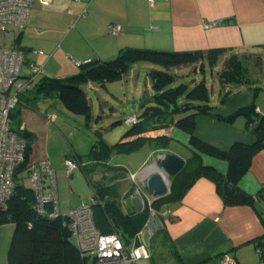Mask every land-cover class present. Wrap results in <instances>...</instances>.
I'll return each instance as SVG.
<instances>
[{"label": "crops", "instance_id": "1", "mask_svg": "<svg viewBox=\"0 0 264 264\" xmlns=\"http://www.w3.org/2000/svg\"><path fill=\"white\" fill-rule=\"evenodd\" d=\"M115 21L122 25L116 36L108 29V24ZM210 21L217 24L204 27ZM4 44L24 52L21 77L28 76L30 65L34 64L41 69L39 79L69 76L77 72V61L113 59L127 47L204 54L200 73L209 64L211 71H216L213 78L217 77L218 81L217 94H212L205 83L209 91V113H196V110L175 113L168 127L122 137L121 142L140 136L168 138L165 148L149 141L129 153L114 151L108 163L123 166L130 174H137L153 156L172 153L186 163L196 153L204 165L225 175L227 160L199 150L191 143V137L222 151H229L235 142L257 143L248 116L238 111L255 103V112L264 113V88L260 89L264 87V0H153L152 3L149 0H34L24 27L8 25ZM214 48H220L222 53L210 64L205 55ZM231 55L243 59L246 74L239 82H222L220 71L215 69ZM195 69L199 72L196 64ZM39 83L20 94L11 124L27 132L26 166L45 157L50 160L56 173L58 206L61 212H66L87 202V188L89 199L92 196L85 174L78 172L80 167L69 177L65 173L67 158H85L90 150V143L86 146L90 136L83 139L89 133L85 130L88 119L67 110L57 92H41ZM51 113H56L57 118L50 123L46 117ZM190 114L195 115L192 136L173 124ZM230 116L229 121L221 119ZM26 166L18 172V177L29 178ZM115 183L123 211H133L128 203L130 194L125 198L124 192L132 183L143 187L144 178L140 181L119 178ZM24 186L32 188L31 182ZM237 189L253 196V203H226L216 183L200 176L180 200L159 211L150 209L149 218L158 216L162 226L150 235L151 256L147 259L153 257L154 251H162L158 254L169 264H222L224 254L235 257L237 264H264L254 243L256 237L264 234V147L252 155ZM145 227L146 224L142 230ZM13 231L14 223L0 225V264H7ZM137 235L127 240L121 237L125 245L131 246L138 241Z\"/></svg>", "mask_w": 264, "mask_h": 264}, {"label": "trees", "instance_id": "2", "mask_svg": "<svg viewBox=\"0 0 264 264\" xmlns=\"http://www.w3.org/2000/svg\"><path fill=\"white\" fill-rule=\"evenodd\" d=\"M221 53L220 48H214L208 50L205 56L210 64H214ZM203 58L204 54L201 51L127 47L121 49L113 59L85 61L79 64L77 72L69 76L63 78L42 77L34 86L40 82L41 92H57L60 101L67 110L83 115L87 119L90 115V102L82 89L84 83L118 80L127 73L131 64L138 61L152 62L169 69L175 66L195 64ZM241 60L242 58H238L236 55H231L226 60L220 71L222 82H239L244 78L246 67ZM255 61L258 63L257 59ZM149 75L154 91L152 105L145 106L141 114L135 113L140 121L135 124H127L132 127L123 137L143 133L153 128L168 127L175 113L188 110H196V113H209L208 109L211 107L209 91L203 80L197 82L192 88L183 83L173 87L171 84L174 81V75L170 72L151 70ZM239 112L248 116L251 131L258 140L253 145L235 142L229 151H222L192 136L195 127L194 114L175 121L173 124L176 127L184 129L192 136L191 143L199 150L226 159L228 162L227 172L222 175L215 168L204 165L194 153L192 158L185 163L183 169L169 178V192L166 195L155 198L149 205L141 195L145 205L138 213L124 212L118 201L115 181L119 178L131 180L130 173L125 167L111 165L108 161L114 151L129 153L149 141L156 142L158 148H165L168 142L167 136L155 138L140 136L133 140L108 144L98 134L99 138L93 141L85 158L69 157L81 168L92 189L91 198L93 200L91 201L90 198L87 203L91 206L96 228L101 233L119 232L125 236L126 240L134 237L142 231L147 223L150 209L159 211L163 206L180 200L184 191L200 176H206L216 183L217 190L226 203L241 202L235 194L238 191L237 183L247 170L252 155L264 141V113L255 112V103L241 108ZM232 116L221 119L229 121ZM14 129L26 139V149L24 161L15 169L14 192L8 197L6 208L0 207V225L14 223V231L7 253V264H89L87 259L79 254L70 238V230L63 224L62 218H48L37 214L34 209L35 194L33 189L25 187L17 181L18 172L23 166H26L28 138L25 130ZM98 169L101 175L95 179L93 174ZM108 180L112 182L108 183ZM137 188L143 190L144 186H137L134 183L128 185L124 197L127 198ZM244 201L253 203L254 197L247 196ZM254 243L260 251L262 261H264V234L256 237Z\"/></svg>", "mask_w": 264, "mask_h": 264}, {"label": "built area", "instance_id": "3", "mask_svg": "<svg viewBox=\"0 0 264 264\" xmlns=\"http://www.w3.org/2000/svg\"><path fill=\"white\" fill-rule=\"evenodd\" d=\"M150 3L153 0H149ZM34 0H0V207L6 208L8 197L14 192L15 169L24 161L26 139L12 128L11 112L18 103L21 93L30 90L38 81L41 69L31 64V72L25 78L21 77L24 62V52L4 44L8 25L24 27ZM217 24V21L205 22L204 27ZM120 22L108 24L109 32L116 36L121 31ZM34 52L42 53L41 50ZM88 59L77 61L78 65ZM56 113L49 114L48 122L56 120ZM140 118L128 114L123 118L125 124H135ZM22 131V128H19ZM155 164L141 170L142 177L155 170ZM78 164L67 158L65 173L69 177ZM26 171L35 194L34 209L40 216L48 218L61 217L63 224L70 230V238L81 257L89 264H135L141 259L150 258L148 243L144 242L143 230L137 235V242L131 246L125 245L118 232L101 233L95 226L92 209L89 203L82 202L78 206L61 212L58 206L56 173L50 160L45 157L37 162L27 164ZM136 174H130L131 180ZM169 181V179L167 180ZM136 194L142 195L147 204L155 199L151 194H144L139 188ZM93 199L91 198V201ZM144 201V200H143ZM50 206V209H48ZM260 252V251H259ZM222 264H237L236 258L224 254Z\"/></svg>", "mask_w": 264, "mask_h": 264}, {"label": "rangeland", "instance_id": "4", "mask_svg": "<svg viewBox=\"0 0 264 264\" xmlns=\"http://www.w3.org/2000/svg\"><path fill=\"white\" fill-rule=\"evenodd\" d=\"M229 57L230 56H228V58ZM237 57L239 58L240 56ZM226 60L217 66L215 70L221 71ZM241 61L244 65L243 59ZM201 63H203V59L195 63L199 71L196 72L195 64L175 66L167 69L152 62L138 61L131 64L127 73L118 80L87 82L83 84L82 89L90 102V115L87 118L88 125L85 129L89 133L83 135V139H86L88 135L90 136L86 146H89V143L91 145L93 141L99 138L98 134L106 143L113 144L118 142L132 127L125 124L123 118L131 113L141 114L145 106L152 105L151 100L154 91L151 87V78L149 75L151 70H164L173 74L174 81L171 84L173 87L183 83L188 85L189 88H192L197 82L203 80L208 84L209 91H212V94L215 92L217 94L218 89L216 88L218 87V81L216 79L217 77L213 78L216 71H211V65L206 64V67H204L205 72L200 73L202 72ZM262 88L264 87L261 86L260 89ZM144 153L145 152L142 151V155ZM156 157L157 156H153L144 167L151 165L156 160ZM117 158L121 157H116V161ZM113 160L115 159L113 158ZM144 167L138 171L133 180L136 179V181H140L142 179L141 170ZM78 172L82 174L81 170H78ZM93 175L95 179H97L101 175L99 169ZM83 178L85 180V177ZM17 181L27 186L30 185L29 178L22 177L21 175L17 178ZM85 183V187H88L86 180ZM144 194L146 195V190ZM89 195L90 190L87 188V195L85 196V199H88L87 202L89 201ZM159 252L162 251H154L151 259H141L135 264H169L162 255L158 254Z\"/></svg>", "mask_w": 264, "mask_h": 264}, {"label": "water", "instance_id": "5", "mask_svg": "<svg viewBox=\"0 0 264 264\" xmlns=\"http://www.w3.org/2000/svg\"><path fill=\"white\" fill-rule=\"evenodd\" d=\"M261 146L264 147V141L261 142ZM152 164H155L156 167L144 178V188L149 194L157 198L169 192V181L167 180L183 169L185 160L176 154L164 153L157 156ZM235 194L241 201H244L247 197L242 191H236ZM128 203L135 213L140 212L144 208L142 197L134 192L130 194ZM161 226L158 216L153 215L148 219L143 230V238L146 244L151 233L157 231Z\"/></svg>", "mask_w": 264, "mask_h": 264}, {"label": "clouds", "instance_id": "6", "mask_svg": "<svg viewBox=\"0 0 264 264\" xmlns=\"http://www.w3.org/2000/svg\"><path fill=\"white\" fill-rule=\"evenodd\" d=\"M144 186V185H143Z\"/></svg>", "mask_w": 264, "mask_h": 264}]
</instances>
